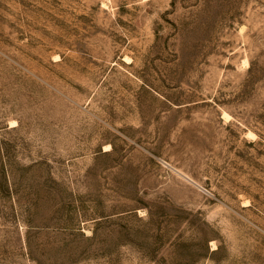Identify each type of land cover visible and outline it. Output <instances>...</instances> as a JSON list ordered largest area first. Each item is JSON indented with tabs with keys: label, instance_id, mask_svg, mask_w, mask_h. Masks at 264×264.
Wrapping results in <instances>:
<instances>
[{
	"label": "rangeland",
	"instance_id": "1",
	"mask_svg": "<svg viewBox=\"0 0 264 264\" xmlns=\"http://www.w3.org/2000/svg\"><path fill=\"white\" fill-rule=\"evenodd\" d=\"M0 264H264V0H0Z\"/></svg>",
	"mask_w": 264,
	"mask_h": 264
},
{
	"label": "bare ground",
	"instance_id": "2",
	"mask_svg": "<svg viewBox=\"0 0 264 264\" xmlns=\"http://www.w3.org/2000/svg\"><path fill=\"white\" fill-rule=\"evenodd\" d=\"M225 113H226V112H225ZM225 113H224V114H225ZM227 114H228V113H227ZM227 116H228V115H227ZM229 116H230V115H229ZM225 117H226V116H225ZM227 119H228V118H227ZM16 123H17V122H16ZM15 125H16V124H15ZM108 148H109V146H108ZM108 148H107V149H108ZM107 149H106V150H107ZM109 151H110V150H109ZM164 165H166V164H164ZM177 171H178V170H177ZM186 175H187V174H186ZM188 177H189V176H188ZM196 185H197V184H196ZM200 187H201V186H200ZM213 244H214V243H213ZM213 244H212V245H213Z\"/></svg>",
	"mask_w": 264,
	"mask_h": 264
}]
</instances>
